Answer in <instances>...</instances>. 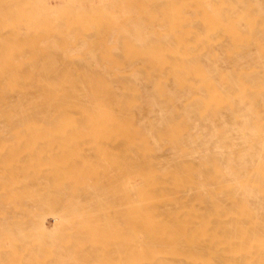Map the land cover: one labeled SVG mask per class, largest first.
I'll list each match as a JSON object with an SVG mask.
<instances>
[{"label":"bare ground","instance_id":"obj_1","mask_svg":"<svg viewBox=\"0 0 264 264\" xmlns=\"http://www.w3.org/2000/svg\"><path fill=\"white\" fill-rule=\"evenodd\" d=\"M0 264H264V0H0Z\"/></svg>","mask_w":264,"mask_h":264}]
</instances>
